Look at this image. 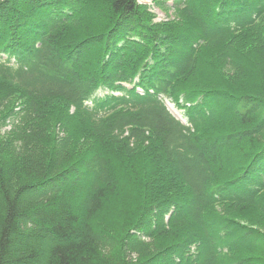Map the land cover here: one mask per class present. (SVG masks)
Returning a JSON list of instances; mask_svg holds the SVG:
<instances>
[{"label":"trees","instance_id":"obj_1","mask_svg":"<svg viewBox=\"0 0 264 264\" xmlns=\"http://www.w3.org/2000/svg\"><path fill=\"white\" fill-rule=\"evenodd\" d=\"M150 1L0 0V264H264V0Z\"/></svg>","mask_w":264,"mask_h":264},{"label":"rangeland","instance_id":"obj_2","mask_svg":"<svg viewBox=\"0 0 264 264\" xmlns=\"http://www.w3.org/2000/svg\"><path fill=\"white\" fill-rule=\"evenodd\" d=\"M139 1L142 3H146L147 5L150 6L149 10L153 12L155 15L153 19L154 21L164 20L168 18V16L171 14L172 9L163 11L160 8L151 4L150 0H139ZM99 94H102V92H99ZM164 102H165L166 107L170 110V113L175 119L180 120V122L184 124H187V116L185 115L184 107H179L170 98L164 99ZM6 128H9V126H7ZM164 217L166 218L167 215ZM139 239L143 241L142 244L144 246V250H142V253H153V254L155 253V249L153 247V239H151L150 237H144V236H142L141 238L139 237ZM155 264H157V262ZM160 264H167V262H163L162 260Z\"/></svg>","mask_w":264,"mask_h":264}]
</instances>
